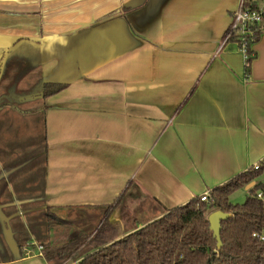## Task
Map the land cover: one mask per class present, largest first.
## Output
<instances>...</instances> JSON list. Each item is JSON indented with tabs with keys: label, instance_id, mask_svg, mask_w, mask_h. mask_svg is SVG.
Returning <instances> with one entry per match:
<instances>
[{
	"label": "crops",
	"instance_id": "crops-1",
	"mask_svg": "<svg viewBox=\"0 0 264 264\" xmlns=\"http://www.w3.org/2000/svg\"><path fill=\"white\" fill-rule=\"evenodd\" d=\"M237 1L0 0V63L32 50L37 72L0 94L38 102L0 101V264H50L38 231L131 232L264 159V24L248 73L219 47Z\"/></svg>",
	"mask_w": 264,
	"mask_h": 264
},
{
	"label": "trees",
	"instance_id": "trees-1",
	"mask_svg": "<svg viewBox=\"0 0 264 264\" xmlns=\"http://www.w3.org/2000/svg\"><path fill=\"white\" fill-rule=\"evenodd\" d=\"M258 36L256 30L250 36L247 34L246 73L254 57L249 46ZM10 50L7 48L6 52L12 57L16 52ZM17 54L27 63L26 67L35 68L32 50L24 49ZM64 87L60 82H42L38 96L45 98ZM0 101L16 100L7 93L0 94ZM250 183L253 185L245 190L244 200L232 203L229 199L232 192ZM215 210L226 213L220 220L219 240L208 220L209 213ZM43 216L48 228L62 223L49 206ZM259 236H264V159L258 161L256 168L251 166L211 188L208 201L193 197L128 233L107 215L92 233L71 231L64 242L57 244L43 235L41 239L38 231L42 255L50 264L67 260L74 264H264V238Z\"/></svg>",
	"mask_w": 264,
	"mask_h": 264
},
{
	"label": "rangeland",
	"instance_id": "rangeland-1",
	"mask_svg": "<svg viewBox=\"0 0 264 264\" xmlns=\"http://www.w3.org/2000/svg\"><path fill=\"white\" fill-rule=\"evenodd\" d=\"M7 55H5L4 59L2 60V62L0 63V79L2 84H0V88L2 90L3 86L5 88H9V86H14V88L17 89V91H20V93H28L30 95H33V91L35 90V84H36V76H37V72L35 71V68H30V67H24L22 65V61L18 59V57L15 56V58H13L12 60H10V62H7L5 64H2L5 60ZM19 83L21 85L24 84V86L22 87V89H19ZM28 86V87H27ZM26 96V95H25ZM15 103L23 105V106H30L32 104H36L38 103L37 100L36 101H32L30 99H25V100H20L19 102L16 100ZM41 124V123H40ZM34 130L39 133L40 131V125H37V127L34 128ZM40 140V136H38V141ZM260 180H263V178L261 177ZM246 189L245 188H238L236 189L234 192H232V194L230 195V201L232 203H240L244 200L245 194H246ZM40 214V213H39ZM39 218L44 219V216L41 214L39 215ZM102 218V217H100ZM40 220V219H39ZM92 220H89L88 223L83 227L84 231H88V233H90L92 230H90L92 227L94 229L95 226H93L92 224ZM92 225V227H90ZM54 229H57L58 227L56 225L53 226ZM66 228H68V226H65ZM81 233V232H80ZM85 233L86 232H83ZM62 230L57 231L56 233V239L54 242H59L62 240ZM66 240V239H65ZM24 240H22L21 242H23ZM38 243V241H37ZM0 257H4L3 254L0 255ZM65 262V261H64ZM66 262L70 263V260H67Z\"/></svg>",
	"mask_w": 264,
	"mask_h": 264
},
{
	"label": "built area",
	"instance_id": "built-area-1",
	"mask_svg": "<svg viewBox=\"0 0 264 264\" xmlns=\"http://www.w3.org/2000/svg\"><path fill=\"white\" fill-rule=\"evenodd\" d=\"M264 24V0H238L236 8L231 14V20L225 29L219 47L221 48L226 42H229L231 38H235L239 48L243 51L246 59V40L248 36L252 35L253 30L259 32L260 26ZM254 27V28H253ZM250 47V46H249ZM257 163L253 164V167H257ZM209 191H205L199 195L200 201H208ZM258 197H261V193H257ZM263 239L264 236H259ZM41 250V246L38 247ZM71 261L63 262L62 264H74Z\"/></svg>",
	"mask_w": 264,
	"mask_h": 264
},
{
	"label": "water",
	"instance_id": "water-1",
	"mask_svg": "<svg viewBox=\"0 0 264 264\" xmlns=\"http://www.w3.org/2000/svg\"><path fill=\"white\" fill-rule=\"evenodd\" d=\"M253 183H250L245 186V189L247 190L249 187H251ZM226 217V213L220 211V210H215L209 213L208 215V220L210 223V227L212 229L213 235L217 240H219V231H220V220Z\"/></svg>",
	"mask_w": 264,
	"mask_h": 264
}]
</instances>
